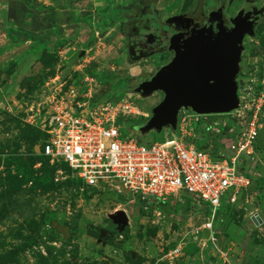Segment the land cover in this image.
Instances as JSON below:
<instances>
[{
    "label": "rangeland",
    "instance_id": "obj_1",
    "mask_svg": "<svg viewBox=\"0 0 264 264\" xmlns=\"http://www.w3.org/2000/svg\"><path fill=\"white\" fill-rule=\"evenodd\" d=\"M244 1L232 0L230 15ZM254 2L257 10L264 8V0ZM197 4L156 0L159 18L192 13ZM118 15L111 20L123 21ZM123 25L105 32L91 28L77 45H67V40L65 45L22 42L0 57V264H264V123L254 160L246 168L251 185L234 205L217 212L215 244L193 234L206 215L203 202L194 203L187 194L161 203L141 201L107 189H93L92 198L86 199L78 181L57 172L39 154L46 138L42 125L55 107L72 106L88 114L127 104L137 114L119 115L123 132L134 131L145 143L162 140L164 129L135 132L163 99L161 92L145 98L136 93L135 84L142 73L165 64L171 53L130 61ZM242 45L239 107L200 118L193 124L197 136L187 138L213 157L232 154L225 147L233 124L264 94V13ZM201 124L206 127L199 129ZM121 210L128 224L119 232L108 215ZM256 213L261 224L253 217ZM175 249L176 256H169Z\"/></svg>",
    "mask_w": 264,
    "mask_h": 264
},
{
    "label": "built area",
    "instance_id": "obj_2",
    "mask_svg": "<svg viewBox=\"0 0 264 264\" xmlns=\"http://www.w3.org/2000/svg\"><path fill=\"white\" fill-rule=\"evenodd\" d=\"M120 114L137 111L127 104L88 114H80L72 106L55 107L42 125L46 138L39 154L59 173L65 172L62 166L66 165L70 176L81 181L82 192L107 189L158 203L187 194L192 202H203L206 215L193 234L215 244L217 212L234 205L251 185L246 168L254 160V146L264 123V94L242 121L233 124L232 139L225 147L232 154L219 157L187 141L197 136L193 124L208 115L181 109L173 135L172 130L164 129L162 140L145 143L137 140L134 131L123 132L118 124ZM253 217L260 218L257 213ZM178 251L168 255L176 256Z\"/></svg>",
    "mask_w": 264,
    "mask_h": 264
},
{
    "label": "water",
    "instance_id": "obj_3",
    "mask_svg": "<svg viewBox=\"0 0 264 264\" xmlns=\"http://www.w3.org/2000/svg\"><path fill=\"white\" fill-rule=\"evenodd\" d=\"M225 4L210 6L201 25H195L189 15L163 14L159 25L166 29L155 48L144 49L135 57L133 48L128 46V59L133 62L162 51L172 53L165 64L141 77L135 86L136 93L144 97L153 92L163 95L146 123L135 128L136 132L175 131L181 109L199 115H218L239 107L237 75L243 39L253 36L264 8L257 10L246 0L245 8L230 16ZM108 217L119 232L128 224L122 210ZM257 220L262 223L261 218Z\"/></svg>",
    "mask_w": 264,
    "mask_h": 264
},
{
    "label": "crops",
    "instance_id": "obj_4",
    "mask_svg": "<svg viewBox=\"0 0 264 264\" xmlns=\"http://www.w3.org/2000/svg\"><path fill=\"white\" fill-rule=\"evenodd\" d=\"M143 1L0 0V57L22 45V42L53 40L65 45L67 40V45L72 41L77 45L82 35L88 37L91 28L105 32L117 28V24H124L122 20L112 21L113 15L119 13L118 16L123 17L124 10ZM152 1L156 8V0Z\"/></svg>",
    "mask_w": 264,
    "mask_h": 264
},
{
    "label": "flooded vegetation",
    "instance_id": "obj_5",
    "mask_svg": "<svg viewBox=\"0 0 264 264\" xmlns=\"http://www.w3.org/2000/svg\"><path fill=\"white\" fill-rule=\"evenodd\" d=\"M229 1L230 0H198V4L194 12L184 15L192 16L195 25H201L205 21V15L210 6L226 3V12L228 15H230L228 10L232 4V0L231 2ZM249 3L253 4L254 6L255 2L254 0H249ZM245 4L246 0L244 1L243 7L241 9L245 8ZM159 15L160 14L156 10L155 4L152 0H145L141 3L137 2L128 10L123 11V35L126 38V50L128 46L131 45L136 55L135 57L138 56V53L140 51L151 47L155 48L162 41V32L164 29H166V27L159 25ZM146 74L149 73H142L139 76L137 83L139 82L140 78ZM137 83L135 84V86L137 85Z\"/></svg>",
    "mask_w": 264,
    "mask_h": 264
},
{
    "label": "trees",
    "instance_id": "obj_6",
    "mask_svg": "<svg viewBox=\"0 0 264 264\" xmlns=\"http://www.w3.org/2000/svg\"><path fill=\"white\" fill-rule=\"evenodd\" d=\"M45 137H46V135H45ZM42 157V156H41ZM42 159H44L43 157H42ZM46 162H47V160H45ZM62 168H63V170L66 172V173H68V177H71L70 176V174H71V171H70V169L66 166V165H63L62 166ZM72 178V177H71ZM76 181H78L79 182V184L80 185H82V183H81V181L79 180V179H76V178H74ZM84 194H85V196H86V199H91L92 198V195H91V193H88L87 191H84L83 192ZM161 203V202H160Z\"/></svg>",
    "mask_w": 264,
    "mask_h": 264
},
{
    "label": "bare ground",
    "instance_id": "obj_7",
    "mask_svg": "<svg viewBox=\"0 0 264 264\" xmlns=\"http://www.w3.org/2000/svg\"><path fill=\"white\" fill-rule=\"evenodd\" d=\"M147 97H150V96H146L145 98H147Z\"/></svg>",
    "mask_w": 264,
    "mask_h": 264
}]
</instances>
